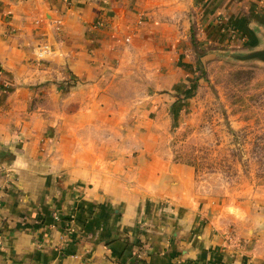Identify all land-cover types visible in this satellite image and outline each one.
<instances>
[{"label":"crops","instance_id":"0c3cea01","mask_svg":"<svg viewBox=\"0 0 264 264\" xmlns=\"http://www.w3.org/2000/svg\"><path fill=\"white\" fill-rule=\"evenodd\" d=\"M193 1L206 43L264 51V0ZM159 4L0 0V264H264L192 167L111 146L137 63L180 56Z\"/></svg>","mask_w":264,"mask_h":264},{"label":"rangeland","instance_id":"374dc122","mask_svg":"<svg viewBox=\"0 0 264 264\" xmlns=\"http://www.w3.org/2000/svg\"><path fill=\"white\" fill-rule=\"evenodd\" d=\"M159 1L160 19L182 25L180 56L158 67L137 63L136 78L128 77L121 94L124 121L111 127V146L126 154L162 150L192 167L199 200H215L232 235L261 236L264 60L241 59L251 51L237 43L202 40L193 0H182V14L181 0ZM118 133L125 137L115 138Z\"/></svg>","mask_w":264,"mask_h":264},{"label":"water","instance_id":"95a60500","mask_svg":"<svg viewBox=\"0 0 264 264\" xmlns=\"http://www.w3.org/2000/svg\"><path fill=\"white\" fill-rule=\"evenodd\" d=\"M239 57L241 59L261 58L262 60H264V51H256Z\"/></svg>","mask_w":264,"mask_h":264},{"label":"built area","instance_id":"2783aa9c","mask_svg":"<svg viewBox=\"0 0 264 264\" xmlns=\"http://www.w3.org/2000/svg\"><path fill=\"white\" fill-rule=\"evenodd\" d=\"M230 29V28H229ZM230 32H232L231 34H234V31L233 30H230ZM50 50V47L48 45H43L40 47L39 49V52L42 54V55H45L47 54V52Z\"/></svg>","mask_w":264,"mask_h":264}]
</instances>
